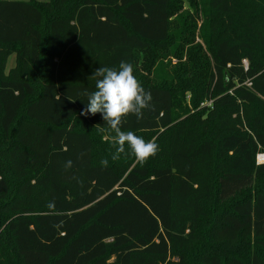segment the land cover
Returning a JSON list of instances; mask_svg holds the SVG:
<instances>
[{
    "label": "trees",
    "instance_id": "16d2710c",
    "mask_svg": "<svg viewBox=\"0 0 264 264\" xmlns=\"http://www.w3.org/2000/svg\"><path fill=\"white\" fill-rule=\"evenodd\" d=\"M189 2L211 62H181L182 0H0V264H264V0ZM121 61L152 96L122 120L158 145L142 166L80 115Z\"/></svg>",
    "mask_w": 264,
    "mask_h": 264
},
{
    "label": "clouds",
    "instance_id": "9594fccd",
    "mask_svg": "<svg viewBox=\"0 0 264 264\" xmlns=\"http://www.w3.org/2000/svg\"><path fill=\"white\" fill-rule=\"evenodd\" d=\"M91 78L96 80V90L85 93L88 102L80 115L102 114L103 120L115 133L113 146L116 147V152L112 154V160L120 159V154L125 153L127 144L136 161L142 166L150 157L157 154L158 145L154 141L146 142L132 131H122L121 127L123 118L129 114H134L137 119L143 118V110L151 105V93L145 91L133 75L132 65L124 61L120 62L118 69L97 68ZM95 127L99 131H104L99 124ZM68 164L70 166L71 162ZM101 164L107 167L108 160H101Z\"/></svg>",
    "mask_w": 264,
    "mask_h": 264
},
{
    "label": "rangeland",
    "instance_id": "374dc122",
    "mask_svg": "<svg viewBox=\"0 0 264 264\" xmlns=\"http://www.w3.org/2000/svg\"><path fill=\"white\" fill-rule=\"evenodd\" d=\"M18 1H27V0H18ZM39 2H48L49 0H38ZM183 3H182V9H181V16L178 18V22L175 23L174 22V25L175 24H179L180 26H182L183 28L185 26H187L188 29L192 30L194 33H195V36L196 38H194V42H192L191 44H188L184 47V50H183V60L181 61L182 64L185 63V64H188L190 63L188 60H187V55H188V52L189 50L192 48V46H195L197 44L201 45L203 50H204V53L206 54L207 56V59L209 60V62H211V55L208 53L207 49L205 48L204 44H203V41L202 39L200 38V34H201V26H202V15H201V12H198L199 10L196 9L192 3L189 2V0H182ZM187 13V14H186ZM189 15H193L196 19V26H194V23H193V20H192V16H189ZM177 26V25H176ZM175 33L173 34L175 37H178V36H181V28H177L176 30H174ZM191 41H192V36L189 38ZM163 56V55H162ZM161 55L157 58V60L155 61V64L151 66L150 70L149 71H145V74L146 76H149V78L151 79H155V78H158V79H161L163 77L166 76V72H163L164 69L163 66H165L166 64H168L170 61L168 59H165L164 57H162ZM172 62H171V65H175L178 63L177 59H174L172 58L171 59ZM246 63V62H245ZM15 65V56H11L7 62V68L10 69L12 67H14ZM141 65H142V62L139 63V68H141ZM174 71V70H173ZM172 71V72H173ZM171 72V73H172ZM187 100H188V97H187ZM210 103V102H209ZM105 139H103L104 141ZM260 156H264V154H259L256 158V161H257V164H264V158L263 157H260ZM261 158V159H260ZM264 188V179L260 180V181H256V183L253 185V187L250 189V192H254L255 189H258V190H262ZM249 192V193H250ZM244 195H247V192L246 193H243L240 197H238L239 199L244 196ZM238 199H233V201H236ZM212 204L214 203H210V205H208V213H209V217L211 215V210L212 208L214 209V207H212ZM215 205V204H214ZM218 208V206H216V209ZM219 209V208H218ZM6 219V217H3L2 220L4 221ZM209 219H207L205 221V223L208 221ZM204 223V224H205ZM4 230V226L1 228L0 230V233ZM203 237H201L202 239ZM201 239L199 240L201 242ZM199 248H201V244L198 246ZM198 248V249H199ZM208 247H203L202 251L204 250H207ZM201 250V249H200ZM197 250H193L189 255V259H188V264H198L197 261H196V256H195V253H196Z\"/></svg>",
    "mask_w": 264,
    "mask_h": 264
},
{
    "label": "built area",
    "instance_id": "2783aa9c",
    "mask_svg": "<svg viewBox=\"0 0 264 264\" xmlns=\"http://www.w3.org/2000/svg\"><path fill=\"white\" fill-rule=\"evenodd\" d=\"M210 103H211V102H210ZM210 103H209V102H207L206 104H207V105H210Z\"/></svg>",
    "mask_w": 264,
    "mask_h": 264
},
{
    "label": "bare ground",
    "instance_id": "6f19581e",
    "mask_svg": "<svg viewBox=\"0 0 264 264\" xmlns=\"http://www.w3.org/2000/svg\"><path fill=\"white\" fill-rule=\"evenodd\" d=\"M260 157H263L264 158V156H260ZM261 159V158H260Z\"/></svg>",
    "mask_w": 264,
    "mask_h": 264
},
{
    "label": "crops",
    "instance_id": "0c3cea01",
    "mask_svg": "<svg viewBox=\"0 0 264 264\" xmlns=\"http://www.w3.org/2000/svg\"><path fill=\"white\" fill-rule=\"evenodd\" d=\"M9 69L7 68V71H8Z\"/></svg>",
    "mask_w": 264,
    "mask_h": 264
}]
</instances>
